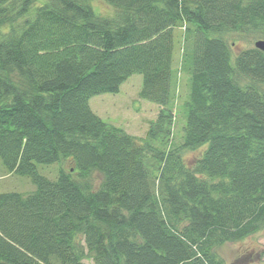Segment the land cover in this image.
<instances>
[{
	"label": "trees",
	"instance_id": "obj_1",
	"mask_svg": "<svg viewBox=\"0 0 264 264\" xmlns=\"http://www.w3.org/2000/svg\"><path fill=\"white\" fill-rule=\"evenodd\" d=\"M104 1L0 0V166L35 187L0 193V264H225L264 230V52L226 37L264 40V0ZM135 74L160 108L144 138L89 103Z\"/></svg>",
	"mask_w": 264,
	"mask_h": 264
},
{
	"label": "rangeland",
	"instance_id": "obj_2",
	"mask_svg": "<svg viewBox=\"0 0 264 264\" xmlns=\"http://www.w3.org/2000/svg\"><path fill=\"white\" fill-rule=\"evenodd\" d=\"M90 5L101 16L113 17L116 14V9L104 0H90ZM226 37L229 44L232 45L234 56L246 49L256 48L255 42L257 40H253L252 37L243 38L232 33L227 34ZM180 55L181 51L178 48L176 51L177 64H179ZM177 67L175 64V69ZM177 78L179 81V95L176 101L174 141L179 143L180 137L183 135V127L186 124L184 102L190 91V80L187 75ZM142 84L143 76L135 74L121 86L118 93L92 97L89 102L90 106L106 122L124 129L127 133L137 138H144L150 122L157 118L160 108L155 103L140 97ZM206 147L204 146L195 151L185 150L182 154L184 162L190 167L193 166L202 156ZM39 171L50 179H55L58 166L46 167L41 165L39 166ZM101 179L102 176L95 175V187L100 184ZM34 190L35 187L30 178L9 174L0 166V193L10 191L30 193ZM216 252L225 264H264V230L239 242L224 243L216 248Z\"/></svg>",
	"mask_w": 264,
	"mask_h": 264
},
{
	"label": "water",
	"instance_id": "obj_3",
	"mask_svg": "<svg viewBox=\"0 0 264 264\" xmlns=\"http://www.w3.org/2000/svg\"><path fill=\"white\" fill-rule=\"evenodd\" d=\"M255 47H256L257 49H259V50H261V51L264 52V40H263V39H261V40H257V41L255 42Z\"/></svg>",
	"mask_w": 264,
	"mask_h": 264
}]
</instances>
